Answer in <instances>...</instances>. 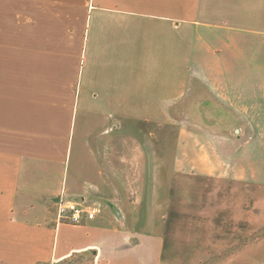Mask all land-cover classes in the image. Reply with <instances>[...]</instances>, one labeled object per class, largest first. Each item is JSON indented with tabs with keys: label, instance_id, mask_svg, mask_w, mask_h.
Listing matches in <instances>:
<instances>
[{
	"label": "crops",
	"instance_id": "crops-1",
	"mask_svg": "<svg viewBox=\"0 0 264 264\" xmlns=\"http://www.w3.org/2000/svg\"><path fill=\"white\" fill-rule=\"evenodd\" d=\"M210 95L264 113V0H0V264H239L144 185L161 119Z\"/></svg>",
	"mask_w": 264,
	"mask_h": 264
},
{
	"label": "rangeland",
	"instance_id": "rangeland-1",
	"mask_svg": "<svg viewBox=\"0 0 264 264\" xmlns=\"http://www.w3.org/2000/svg\"><path fill=\"white\" fill-rule=\"evenodd\" d=\"M201 100L212 106L201 111ZM182 104L186 112L161 119L160 139L170 145L160 147L159 174L144 185L174 192L175 234L239 237V264H264V113L233 112L226 96L179 99L177 110ZM183 222L192 227L185 231Z\"/></svg>",
	"mask_w": 264,
	"mask_h": 264
},
{
	"label": "built area",
	"instance_id": "built-area-1",
	"mask_svg": "<svg viewBox=\"0 0 264 264\" xmlns=\"http://www.w3.org/2000/svg\"><path fill=\"white\" fill-rule=\"evenodd\" d=\"M94 215L93 211L85 209L79 201L66 199L60 203V217L69 223L79 224L85 219L94 218Z\"/></svg>",
	"mask_w": 264,
	"mask_h": 264
}]
</instances>
